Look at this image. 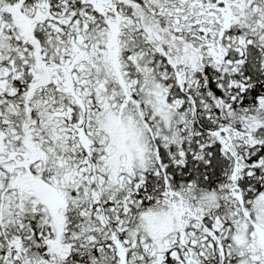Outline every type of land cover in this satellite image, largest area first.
Instances as JSON below:
<instances>
[{
	"label": "snow or ice",
	"instance_id": "obj_1",
	"mask_svg": "<svg viewBox=\"0 0 264 264\" xmlns=\"http://www.w3.org/2000/svg\"><path fill=\"white\" fill-rule=\"evenodd\" d=\"M0 264H264V0H0Z\"/></svg>",
	"mask_w": 264,
	"mask_h": 264
}]
</instances>
